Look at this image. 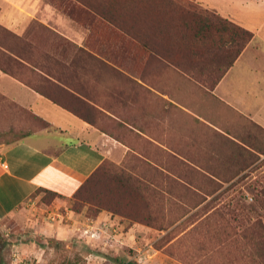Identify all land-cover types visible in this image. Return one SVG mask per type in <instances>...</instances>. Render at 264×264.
Masks as SVG:
<instances>
[{
	"label": "rangeland",
	"instance_id": "374dc122",
	"mask_svg": "<svg viewBox=\"0 0 264 264\" xmlns=\"http://www.w3.org/2000/svg\"><path fill=\"white\" fill-rule=\"evenodd\" d=\"M158 1L156 8L148 0V9L141 12L144 20H134L136 13L129 20L139 0H42L39 17L47 25L33 20L26 34H13L21 42L16 51L25 59L3 67L129 150L120 160L106 159L98 204L84 203L77 209L73 198L57 197L46 204L45 195L38 193L40 199L23 210L22 221L0 219V264H264V245L259 244L255 225L258 219L264 222V156L258 160V154H264V132L253 133L246 140L248 148L238 145L252 158L243 161L244 174L224 189L217 177L157 175L158 164L172 167L171 159H158L157 149L171 152L151 141L141 145L129 136L141 135L125 124L130 111L127 87L141 86L140 81L155 86L160 75L169 90L180 80L186 88L207 92L233 55L227 51L234 29L228 28L225 43H216V50L198 60L192 24L167 0ZM192 1L218 15L198 0L178 2L186 8L184 3ZM216 16L211 19L214 30L223 25L218 17L228 27L233 23ZM130 26L133 32L147 30L149 39L143 40L166 56L151 55L141 40L133 39ZM214 33L208 34L213 45ZM67 78L90 93L80 91L78 100L58 93ZM30 118V130L46 126ZM4 121L0 115V125ZM20 127L6 132L0 127V141L15 140L25 131ZM256 135L260 141L253 139Z\"/></svg>",
	"mask_w": 264,
	"mask_h": 264
},
{
	"label": "crops",
	"instance_id": "0c3cea01",
	"mask_svg": "<svg viewBox=\"0 0 264 264\" xmlns=\"http://www.w3.org/2000/svg\"><path fill=\"white\" fill-rule=\"evenodd\" d=\"M198 1L252 32V40L207 92L186 88L180 80L169 90L160 75L155 86L141 81V86L130 85L125 124L141 135L129 133L136 142L146 145L151 141L171 152L168 155L157 149L158 159L172 161L171 169L158 164L157 175L217 177L224 189L244 174L243 161L252 158L238 145L247 147L246 140L253 133L264 132V0ZM41 3L0 0V33L7 31L0 37V115L5 120L0 127L4 132L11 127L25 129L19 140L0 141V219L10 216L22 221L23 210L40 199L38 189L72 198L104 160H120L129 150L3 67L8 68L6 63L14 59L24 61L17 52L21 42L16 36L26 34L31 21L47 25L39 17ZM64 81L67 84L62 86L73 92L76 89L79 97L81 92L90 93L73 80ZM30 116L46 126L30 130ZM253 139L260 141L258 135ZM258 156L261 160L264 154Z\"/></svg>",
	"mask_w": 264,
	"mask_h": 264
},
{
	"label": "trees",
	"instance_id": "16d2710c",
	"mask_svg": "<svg viewBox=\"0 0 264 264\" xmlns=\"http://www.w3.org/2000/svg\"><path fill=\"white\" fill-rule=\"evenodd\" d=\"M139 1L141 2V4L138 5L137 7L132 8L131 11L129 12V15H128L129 20L132 17L133 13L137 14V16H134L135 14H133L132 18L134 20H136V19L144 20V18H143L144 16L146 18V14H141V12L144 13L148 9V4H149L148 0H139ZM151 1L153 4H155V7L157 8L159 1L158 0H151ZM167 1H168L167 2L168 4L172 5V7L177 9L178 13L181 14L182 17L187 18L186 20L192 24V28L194 29L193 33L195 34L194 40L199 43V45L196 46V49H195L197 59H198V57L199 58H203L204 56L206 57L211 50L212 51L216 50V48H217L216 43H220L222 41H223V43H225L224 40H222L223 34L227 31H229V29L230 30L234 29L233 39L231 40V47H228V51H227V53L233 54L232 59L225 64L224 68L222 69L221 75L229 68V66H231V64L234 62V60L239 56V54L244 50V48L250 43V41L253 38V33L250 32L249 30L242 28V27H240L234 23H230V25H231L230 27L226 26L225 25L227 23L226 20L218 17V15L216 16L215 13H213L209 10L202 8L195 1L194 2L192 1V3H184L186 8L180 7V4H183V3L178 2L179 0H167ZM214 16L219 18L218 19L219 24H223L222 27L215 28V30H214V27L211 26V24H213L211 22V19ZM130 28H131V36H133V39H136L138 41L141 40L140 43L143 44V47H145L146 49H148L150 51L151 55L156 56V57H163V56L165 57L166 56V51L159 50L155 45H151L149 43V41L143 40V38L149 39V33L147 32V30H144L142 28V31H140V33L137 30H134V32H137V33H134L132 31L131 26H130ZM211 32H215L214 35H215V37L217 36L216 37L217 42H215V44H214L215 46L211 42L213 40L210 41L211 36L208 37V34ZM158 35H159V33H158ZM0 66H1V64H0ZM58 89H59L58 93H60V92L64 93L65 92L69 96V97L68 96L67 97L71 100H73V99L78 100V98H80L79 96H77L73 91H71L67 87H62V88L59 87ZM42 95L45 96L44 94H42ZM46 98L50 99L49 97H46ZM75 114H77V113H75ZM78 116H80V115H78ZM81 118H83V117H81ZM85 120H87V119H85ZM23 136H24V133L20 134L15 140H19ZM108 165H109L108 160H104L101 163V165L90 176L87 177V179L84 181V183L73 194L72 198L75 201L74 208L79 209L84 203H90V204L96 203V204H98V200H96L97 195L102 190V188L105 187V184L102 181L103 179L101 178V174H102L103 170ZM38 193H43L45 195L43 197L42 201L46 204L51 203V201L56 197L62 198V196L59 195L58 193H55L53 191H49L46 189H38L36 191V194H38ZM260 194L262 196H264V187L260 190ZM259 203L262 205L261 201ZM255 225L257 226V228L259 230V234L261 235L259 244L264 245V222L261 219H258L256 221ZM129 264H131V263H129Z\"/></svg>",
	"mask_w": 264,
	"mask_h": 264
}]
</instances>
